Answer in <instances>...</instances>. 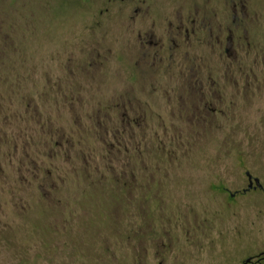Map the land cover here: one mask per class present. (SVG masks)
Segmentation results:
<instances>
[{"label":"rangeland","instance_id":"1","mask_svg":"<svg viewBox=\"0 0 264 264\" xmlns=\"http://www.w3.org/2000/svg\"><path fill=\"white\" fill-rule=\"evenodd\" d=\"M135 7L173 31L161 64ZM247 171L264 187V0H0V264H242Z\"/></svg>","mask_w":264,"mask_h":264},{"label":"flooded vegetation","instance_id":"2","mask_svg":"<svg viewBox=\"0 0 264 264\" xmlns=\"http://www.w3.org/2000/svg\"><path fill=\"white\" fill-rule=\"evenodd\" d=\"M121 1H134V0H121ZM141 1V0H138ZM134 21L136 23L135 25V32H137V37L139 38V43L141 45L150 44V49L143 52L144 56L140 58L142 60L144 57L149 60H153L152 65L154 64H161L165 59L167 54L169 53L171 47H167V38L171 37L173 34V31L170 32H160L159 26L153 24L149 27L148 30H144L142 28V22L146 21V19H152L151 16L148 18H144V15L139 14L140 8L135 7L134 9ZM154 19V20H153ZM152 22H156V18H153ZM198 22L197 27L200 31V15L195 20ZM176 29L181 33L183 30H186L188 32V26H187V20L184 19V17L181 18L180 23L177 25ZM177 31V37L179 39L180 33ZM228 51V49H227ZM150 65V62L148 63ZM151 65V66H152ZM248 173L250 175H248ZM246 175L249 180L248 188L245 190H251V189H257V188H264L263 185L260 182V179L257 177H254L250 172H246ZM264 262V252L260 253L259 256H250L246 258L242 264H255V263H263Z\"/></svg>","mask_w":264,"mask_h":264},{"label":"water","instance_id":"3","mask_svg":"<svg viewBox=\"0 0 264 264\" xmlns=\"http://www.w3.org/2000/svg\"><path fill=\"white\" fill-rule=\"evenodd\" d=\"M248 175H250V174L248 173Z\"/></svg>","mask_w":264,"mask_h":264}]
</instances>
